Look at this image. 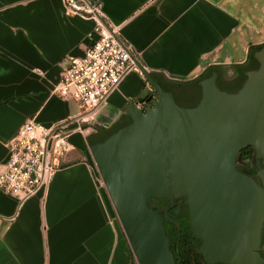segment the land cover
Listing matches in <instances>:
<instances>
[{"label": "crops", "instance_id": "1", "mask_svg": "<svg viewBox=\"0 0 264 264\" xmlns=\"http://www.w3.org/2000/svg\"><path fill=\"white\" fill-rule=\"evenodd\" d=\"M89 1L99 2L135 62L180 98L183 84L209 68L223 75L242 66L249 50L264 44V0ZM94 27L67 14L62 0H0V169L25 122L49 127L80 115L53 88L68 59L96 40ZM151 91L142 75L128 73L93 116L96 132L70 135L46 188L21 205L0 191V264H133L90 148L106 130L129 124L130 103L145 107Z\"/></svg>", "mask_w": 264, "mask_h": 264}, {"label": "water", "instance_id": "2", "mask_svg": "<svg viewBox=\"0 0 264 264\" xmlns=\"http://www.w3.org/2000/svg\"><path fill=\"white\" fill-rule=\"evenodd\" d=\"M254 58L258 69L235 93L217 88L216 73L200 81L193 108L179 107L136 63L154 98L131 102L130 123L90 153L138 264H174L148 203L180 197L205 264H264V188L237 170L247 148L264 168V48Z\"/></svg>", "mask_w": 264, "mask_h": 264}, {"label": "built area", "instance_id": "3", "mask_svg": "<svg viewBox=\"0 0 264 264\" xmlns=\"http://www.w3.org/2000/svg\"><path fill=\"white\" fill-rule=\"evenodd\" d=\"M67 14L94 22L97 38L80 57H70L53 93L73 101L80 115L44 127L33 120L25 122L7 143L6 161L0 169V191L18 200L19 205L46 188L62 158L69 152L68 138L73 133L96 132L93 116L108 96L130 72L140 74L130 50L118 31L102 18L97 1L62 0ZM141 75V74H140ZM73 124L75 127L70 128Z\"/></svg>", "mask_w": 264, "mask_h": 264}, {"label": "flooded vegetation", "instance_id": "4", "mask_svg": "<svg viewBox=\"0 0 264 264\" xmlns=\"http://www.w3.org/2000/svg\"><path fill=\"white\" fill-rule=\"evenodd\" d=\"M148 206L163 219V227L174 264H181L184 260L186 264H198L199 262L192 254V250L197 252L201 246V241L192 235L191 229L192 237L187 232V226L190 227V225L186 198H175L172 202L168 198L151 199ZM186 252L189 254V260L183 257Z\"/></svg>", "mask_w": 264, "mask_h": 264}, {"label": "trees", "instance_id": "5", "mask_svg": "<svg viewBox=\"0 0 264 264\" xmlns=\"http://www.w3.org/2000/svg\"><path fill=\"white\" fill-rule=\"evenodd\" d=\"M263 48H264V44L263 45H260V46H256V47L251 48L249 50L248 59H247L246 63L244 65H242V66H236V67H234V71L236 72L237 75H236V78H235V81H236L235 88H234V90H232V93H235L239 89L242 88V86L246 82V79H247V75L246 74L248 72L255 71V70L258 69L259 64L256 61V59L254 58V56H255V54L257 52H259ZM214 72H216L218 74V77H219V70L218 69H216V68H209L199 78L193 80L192 82L185 83L183 85H196L197 86L200 81H202V80L210 77V75L212 73H214ZM151 77L153 78V80L156 83H158V80H157V78L154 75H151ZM151 95H153V90L150 93V96ZM119 128L120 127H113L111 129L106 130L105 133H104V135L99 139L98 143H101V142L105 141L111 134H113ZM252 158H253V151H252L251 148H247V149L241 151V153H240V160L242 162H247V161L251 160ZM238 171L241 172L242 174L247 175V176H254L255 175V172L254 171L246 170L244 168H240V169H238ZM263 230H264V228H263ZM187 232H188L189 236L192 237L189 226H187ZM192 254L197 258V261L199 262L198 264H205L203 262V258L201 257V255H199L195 250H192ZM261 255L263 257V254H261ZM183 257L189 260V254L187 252L185 253V256H183ZM181 264H186L185 263V260L182 261ZM217 264H220V263H217Z\"/></svg>", "mask_w": 264, "mask_h": 264}, {"label": "rangeland", "instance_id": "6", "mask_svg": "<svg viewBox=\"0 0 264 264\" xmlns=\"http://www.w3.org/2000/svg\"><path fill=\"white\" fill-rule=\"evenodd\" d=\"M216 75H217V78H216L217 88L220 91L232 93V90H234L235 83H236L234 79L236 78V75H237L234 69H230V71L229 70L227 71L226 69V73H224L223 75L219 74V77L217 73ZM182 92H185L182 98H180V96H178L177 93H172L174 100L179 107H182V105H187L188 108H192L195 102L197 101V99L198 98L200 99V96H201V89L199 85L197 86L196 85H185V87L182 88ZM240 168L254 171L255 175L249 176V177H251L257 185L264 188L263 186L264 168L262 166L261 160L255 159L253 157L251 160L247 162L239 161L237 170ZM133 264H138L134 255H133Z\"/></svg>", "mask_w": 264, "mask_h": 264}]
</instances>
